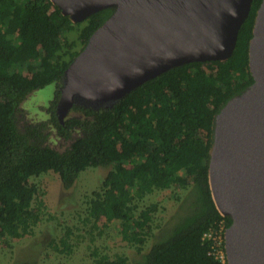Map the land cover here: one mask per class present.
I'll list each match as a JSON object with an SVG mask.
<instances>
[{
    "label": "trees",
    "instance_id": "1",
    "mask_svg": "<svg viewBox=\"0 0 264 264\" xmlns=\"http://www.w3.org/2000/svg\"><path fill=\"white\" fill-rule=\"evenodd\" d=\"M261 2L253 0L227 60L174 67L113 106L75 105L62 124L56 109L64 73L115 7L74 22L52 0H0V242L33 234L43 220L44 192L33 177L54 172L70 190L89 168L108 169L102 186L86 195L88 234L93 241L95 230L104 231L100 224L115 223L138 257L95 249L90 264H220L203 234L222 218L229 226L231 218L212 197L210 150L217 114L254 82L249 42ZM51 84L48 120L20 126L22 103ZM52 130L70 143L67 148L48 144ZM157 191H170L179 202L168 231L169 223L157 222L160 204L146 202ZM80 236L65 226L53 248L71 255Z\"/></svg>",
    "mask_w": 264,
    "mask_h": 264
},
{
    "label": "water",
    "instance_id": "2",
    "mask_svg": "<svg viewBox=\"0 0 264 264\" xmlns=\"http://www.w3.org/2000/svg\"><path fill=\"white\" fill-rule=\"evenodd\" d=\"M82 22L114 13L94 31L63 76L57 104L64 124L75 105L113 106L145 82L192 62L233 55L253 0H52ZM253 84L215 119L209 183L225 233L228 264H264V0L249 42Z\"/></svg>",
    "mask_w": 264,
    "mask_h": 264
},
{
    "label": "rangeland",
    "instance_id": "3",
    "mask_svg": "<svg viewBox=\"0 0 264 264\" xmlns=\"http://www.w3.org/2000/svg\"><path fill=\"white\" fill-rule=\"evenodd\" d=\"M54 92L55 85L51 84L31 93L18 111V124L23 127L30 122L48 120L47 109ZM48 144L58 150H64L70 143L61 139L56 131L52 130ZM107 171L108 169L89 168L80 175L70 190H64L59 175L54 172L33 177L31 182L44 192L46 214L33 234L21 239H12L8 244L0 242V264H19L25 260H32L38 264H90L95 249L110 255L125 253L132 258L138 257L136 249L121 239L115 223L108 226L100 224L104 231L99 235V230H95L96 238L93 241L88 234L90 226L84 222L87 215L86 195L102 186L101 179ZM146 202L160 204L157 222L163 227L169 223L166 226L168 231L175 222L172 218L178 210L179 202L173 198L170 191H157L148 196ZM65 226H70L75 233L81 235L78 246L71 255L60 253L53 248V242L60 240ZM159 231L160 229H156L157 235ZM154 240L150 239L145 252L149 250Z\"/></svg>",
    "mask_w": 264,
    "mask_h": 264
},
{
    "label": "built area",
    "instance_id": "4",
    "mask_svg": "<svg viewBox=\"0 0 264 264\" xmlns=\"http://www.w3.org/2000/svg\"><path fill=\"white\" fill-rule=\"evenodd\" d=\"M223 216V215H222ZM225 217V216H223ZM227 223L224 218L206 230L203 234V239L211 242V253L219 261L220 264H228L226 249H225V233Z\"/></svg>",
    "mask_w": 264,
    "mask_h": 264
}]
</instances>
